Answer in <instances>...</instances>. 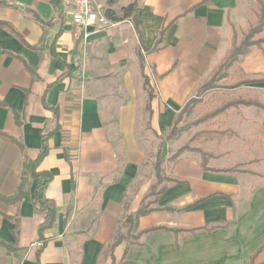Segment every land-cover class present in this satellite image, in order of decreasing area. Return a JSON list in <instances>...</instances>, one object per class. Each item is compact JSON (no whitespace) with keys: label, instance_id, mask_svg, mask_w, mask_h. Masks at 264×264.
Instances as JSON below:
<instances>
[{"label":"crops","instance_id":"0c3cea01","mask_svg":"<svg viewBox=\"0 0 264 264\" xmlns=\"http://www.w3.org/2000/svg\"><path fill=\"white\" fill-rule=\"evenodd\" d=\"M133 3L140 34L131 21L132 55L123 45L106 53V32L77 30L60 0H0V196L26 194L0 201V264H249L264 243V210L255 212L264 201L260 177L204 171L198 154L185 153L167 159L158 183L146 146L148 133L167 142L163 131L230 54L234 35L237 43L254 25L256 3ZM237 70L264 92V43ZM54 122L37 172L52 175L45 196L56 217L39 252L44 215L31 202L39 180L25 173L24 157L37 158ZM142 202L155 210L122 228ZM255 263L264 264V250Z\"/></svg>","mask_w":264,"mask_h":264},{"label":"rangeland","instance_id":"374dc122","mask_svg":"<svg viewBox=\"0 0 264 264\" xmlns=\"http://www.w3.org/2000/svg\"><path fill=\"white\" fill-rule=\"evenodd\" d=\"M133 1L135 0H119L114 6L108 7L107 0H105V13L109 9L115 13L117 18H121V9L129 6ZM107 21L108 24L106 26L98 28L99 31L106 32L108 36L104 44L105 52L107 53L112 48L114 50L117 48L122 49L123 45L125 46L123 49L130 51L133 55L137 47V38L134 41L132 20L123 19L112 22L107 19ZM129 39L131 43L128 45ZM76 69L79 72L85 70L83 60L76 64ZM222 74L223 71H220L219 75L216 76L218 77ZM213 77L215 76L212 73L205 80V83L211 81ZM245 80V77L239 74L236 69L227 79L215 82L216 88L208 91L207 97L202 99L200 104H196L193 108L186 110L179 124L175 127L176 139L162 143V141L156 140L152 133H148L147 138L150 142L146 146L147 148L150 147L148 148V151H150L149 161L152 168L156 169L162 179L165 178L167 171L170 170V164L167 159L179 149L187 147L196 148L203 153L210 154L212 159L209 160L208 164L212 168H236L237 170L253 172L260 175V178L255 179V182L264 185V110L255 107L245 109L239 106L228 109L223 114L218 115L209 126L195 125L199 119L212 113L226 102L245 100L264 105V92L257 89L258 85L248 84L241 88L230 89ZM170 127L163 131V139L171 131ZM203 131H216L224 133V135L216 138H197L196 135ZM194 138L196 139L194 140ZM159 144L164 145L161 156L157 154ZM160 157H163V159ZM164 163L165 167L163 166V169H161ZM153 172H155L154 169ZM255 209L256 213L260 210L263 211L264 201L261 200ZM178 218L182 219L181 215ZM121 227L129 228L125 222L121 224ZM128 237V241L134 239L132 235Z\"/></svg>","mask_w":264,"mask_h":264},{"label":"trees","instance_id":"16d2710c","mask_svg":"<svg viewBox=\"0 0 264 264\" xmlns=\"http://www.w3.org/2000/svg\"><path fill=\"white\" fill-rule=\"evenodd\" d=\"M118 0H107V6L112 7ZM256 3V11L254 13L255 15V23L250 29L244 33H242V37L238 44L236 45V36L233 37V48L230 52V54L225 58L224 62L219 66L218 70L215 72L213 79L209 82L204 83L199 89L197 94L188 101V103L184 106V108L178 113L176 120L174 121V124L171 128V131L169 132L168 136L166 137L167 141L174 140L177 138V133L175 131L176 125L179 124L180 120L182 119L184 113L187 109L193 108L196 104H200L202 102V99L207 97L208 91L211 89H215V82L225 80L227 79L232 72H234L238 65L241 63L243 58L253 49V48H260V46L264 43V37H262V33L264 32V0H254ZM136 4H130L129 6L122 8L121 18H117L115 16V13L111 10H107L105 13V16L110 21H121L123 19H129L132 18L134 29L138 34L139 28H138V20H137V14H136ZM3 27L5 25H2ZM8 31L19 38V36L12 30L11 28H7ZM163 37V31L160 34V38L158 40V43H161ZM220 71H223V74L221 76L219 75ZM219 72V73H218ZM252 84V82H239L236 85L232 86L230 89H237L241 88L244 85ZM145 87H147V83H145ZM148 92L149 99L152 98L151 92L146 88ZM242 107L245 109L255 107L257 109L264 110V105H259L256 102H250L245 100H235L226 102L225 104H222L218 109L214 110L212 113L204 116L203 118L199 119L195 125L198 126H209L210 123L213 122V119H215L218 115L223 114L228 109ZM58 129L57 124L54 122L52 124L51 129H45L41 136V150L39 155L34 161L29 160L27 157H24V169L25 173H28L30 178L32 180H39V182L36 184L35 188L33 189L32 196H31V202L34 208L43 213L44 215V221L38 228V241L41 243V249L45 246L46 240L43 237V232L45 230L51 229L55 224V217H56V210H55V203L52 200H49L46 198V190L49 185V183L52 181V175L48 172H37L38 166L40 162L46 157L48 151H47V139ZM224 133H219L216 131H203L196 135L197 138H216L219 136H223ZM4 139L8 141H13L10 138H7L4 136ZM196 138H194L195 140ZM185 153H196L199 155L201 160V166L204 171H212V172H223V173H243V174H249L252 176H258L260 175L255 174L253 172L249 171H243V170H237L236 168H230V169H210L208 167V162L210 159H212V156L210 154L203 153L199 149L196 148H182L179 149L170 159L169 163H175L182 155ZM157 181L158 183H161L165 180H163L160 175L157 173ZM24 183L26 180L24 179ZM162 192V191H161ZM159 192V193H161ZM154 190H152L150 196L154 195ZM26 194L23 192H20L14 197L11 198H4L0 196V201L4 202L6 204H16L18 203ZM149 205L144 204L143 202L140 205V208L136 212L135 216L128 217L126 220V224L128 226L133 227L134 222L137 221L140 217L146 216L147 214L153 212L155 209H149ZM199 229H193L189 231H182V230H174L172 233L175 236H178L179 234L188 233L190 235L194 234ZM208 232L211 231V229L207 230ZM142 233L138 234L136 239L139 238V236ZM122 241L121 238H118L114 241L113 244L108 246V251L111 253L112 250ZM264 250V243L256 250V252L249 258V264H256L255 260L258 257V255ZM38 252V254H39ZM115 264L114 260L113 263Z\"/></svg>","mask_w":264,"mask_h":264},{"label":"built area","instance_id":"2783aa9c","mask_svg":"<svg viewBox=\"0 0 264 264\" xmlns=\"http://www.w3.org/2000/svg\"><path fill=\"white\" fill-rule=\"evenodd\" d=\"M63 16L77 30L87 31L108 24L105 16V0H60Z\"/></svg>","mask_w":264,"mask_h":264}]
</instances>
